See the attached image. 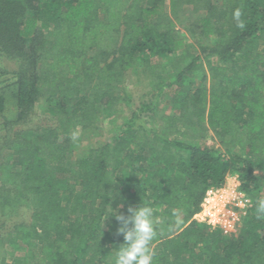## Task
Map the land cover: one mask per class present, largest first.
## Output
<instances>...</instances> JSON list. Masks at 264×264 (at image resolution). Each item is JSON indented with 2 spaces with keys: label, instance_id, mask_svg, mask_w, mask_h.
I'll list each match as a JSON object with an SVG mask.
<instances>
[{
  "label": "trees",
  "instance_id": "obj_1",
  "mask_svg": "<svg viewBox=\"0 0 264 264\" xmlns=\"http://www.w3.org/2000/svg\"><path fill=\"white\" fill-rule=\"evenodd\" d=\"M182 1L0 0L17 121L41 102L57 121L5 136L0 217L31 211L12 229L13 247L27 251L19 264H115L118 230L132 228L116 216L142 205L153 209L152 264H264V0H191L203 13L188 29L197 54L178 29ZM138 68L154 95L171 97L166 109L143 104L147 121L134 112L112 140L76 155ZM5 108L0 92V116ZM208 132L224 152L199 144ZM233 175L252 206L227 236L193 216Z\"/></svg>",
  "mask_w": 264,
  "mask_h": 264
},
{
  "label": "rangeland",
  "instance_id": "obj_2",
  "mask_svg": "<svg viewBox=\"0 0 264 264\" xmlns=\"http://www.w3.org/2000/svg\"><path fill=\"white\" fill-rule=\"evenodd\" d=\"M169 2V1H168ZM182 18L183 25L179 24L178 29L188 36L192 47L189 49L192 53H199V48L196 46L197 37L188 29L192 28L196 20L203 15L202 11L198 10L197 6L191 0L182 1ZM189 51V52H190ZM18 64L16 61L9 60L6 57H0V69L5 74H0V92L5 97V111L0 116V165H4L10 158L11 150L5 149V136L12 131L39 129L42 127H55L57 121L55 118L45 112L43 102L35 106L32 113L27 119L17 121L18 108L16 105L15 89L12 85L13 73L17 70ZM171 68H169V71ZM118 91L115 93L118 101L112 107L110 114L105 113L104 116L92 127L89 131L83 132L78 140L75 154L77 155L87 147H98L106 144L112 140L121 130V125L125 123L126 118H129L132 113L141 111L143 104L154 105L160 111H163L168 106L171 97H166L165 92L159 97L153 94L154 87L149 82V79L138 68L129 70L118 84ZM165 90H168L165 88ZM142 113V112H141ZM143 121H147V113H142ZM154 127V126H152ZM12 129V130H11ZM11 130V131H10ZM202 146H209L215 149H220L224 152V148L219 143L218 139L211 132L206 133L204 138L198 140ZM230 178L237 177L235 175L229 176ZM31 218V211L22 208L16 216L11 219H3L0 217V261L5 257V264H19L18 261L23 260L27 251L22 248L13 247L11 241L13 237V226L23 221L29 222ZM240 233V232H239ZM160 247L156 246L154 252H158ZM17 262V263H16Z\"/></svg>",
  "mask_w": 264,
  "mask_h": 264
},
{
  "label": "built area",
  "instance_id": "obj_3",
  "mask_svg": "<svg viewBox=\"0 0 264 264\" xmlns=\"http://www.w3.org/2000/svg\"><path fill=\"white\" fill-rule=\"evenodd\" d=\"M252 206V198L241 189L238 177H228L221 187H211L193 220L223 235H237Z\"/></svg>",
  "mask_w": 264,
  "mask_h": 264
},
{
  "label": "clouds",
  "instance_id": "obj_4",
  "mask_svg": "<svg viewBox=\"0 0 264 264\" xmlns=\"http://www.w3.org/2000/svg\"><path fill=\"white\" fill-rule=\"evenodd\" d=\"M241 12L236 10L234 18L239 21ZM243 27V23H239ZM259 211L264 213V200L259 202ZM128 220L117 215L116 219L124 221L125 224L131 223L132 228L125 231L121 227L118 232L123 234L124 242L120 245L116 253L115 264H152L153 252L149 247L150 242L155 236V230L152 222L153 209L148 206H139L129 208Z\"/></svg>",
  "mask_w": 264,
  "mask_h": 264
}]
</instances>
